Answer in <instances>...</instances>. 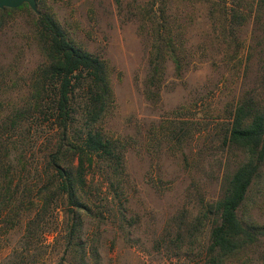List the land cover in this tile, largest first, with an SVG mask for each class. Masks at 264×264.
I'll return each instance as SVG.
<instances>
[{
  "label": "rangeland",
  "instance_id": "rangeland-1",
  "mask_svg": "<svg viewBox=\"0 0 264 264\" xmlns=\"http://www.w3.org/2000/svg\"><path fill=\"white\" fill-rule=\"evenodd\" d=\"M35 2L0 9V127L45 62L34 16L47 12L105 61L111 101L96 128L122 160L96 162L68 247L64 206L36 214L26 200L0 217V264H205L213 204L245 159L225 140L233 112L264 109V0ZM238 214L264 229V166ZM223 264H264V235Z\"/></svg>",
  "mask_w": 264,
  "mask_h": 264
},
{
  "label": "trees",
  "instance_id": "trees-1",
  "mask_svg": "<svg viewBox=\"0 0 264 264\" xmlns=\"http://www.w3.org/2000/svg\"><path fill=\"white\" fill-rule=\"evenodd\" d=\"M34 31L45 62L32 76L23 107L0 127L8 135L6 140L0 134V217L16 212L26 200L36 214L64 206L68 247L80 212L87 210L80 196L96 162L106 160L116 170L122 154L96 128L111 101L105 61L73 44L47 12L34 16ZM225 140L241 149L245 159L223 178L213 204L205 264H223L228 255L264 235L263 228L244 223L238 214L264 166V109L239 104ZM19 190L26 191L25 197ZM34 222L29 218L27 224Z\"/></svg>",
  "mask_w": 264,
  "mask_h": 264
},
{
  "label": "water",
  "instance_id": "water-1",
  "mask_svg": "<svg viewBox=\"0 0 264 264\" xmlns=\"http://www.w3.org/2000/svg\"><path fill=\"white\" fill-rule=\"evenodd\" d=\"M23 3H27L34 12H37L35 0H0V9L17 8Z\"/></svg>",
  "mask_w": 264,
  "mask_h": 264
}]
</instances>
